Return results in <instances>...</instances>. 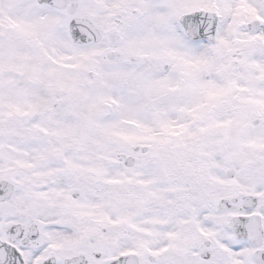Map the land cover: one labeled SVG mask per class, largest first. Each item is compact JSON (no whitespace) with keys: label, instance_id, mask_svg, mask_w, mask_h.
Masks as SVG:
<instances>
[{"label":"snow or ice","instance_id":"obj_1","mask_svg":"<svg viewBox=\"0 0 264 264\" xmlns=\"http://www.w3.org/2000/svg\"><path fill=\"white\" fill-rule=\"evenodd\" d=\"M0 264H264V0H0Z\"/></svg>","mask_w":264,"mask_h":264}]
</instances>
